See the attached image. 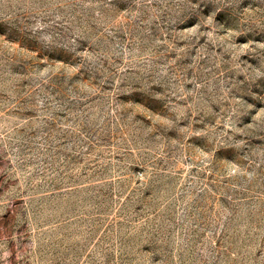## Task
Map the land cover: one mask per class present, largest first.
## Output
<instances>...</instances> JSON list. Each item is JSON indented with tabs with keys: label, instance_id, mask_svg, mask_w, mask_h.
<instances>
[{
	"label": "rangeland",
	"instance_id": "374dc122",
	"mask_svg": "<svg viewBox=\"0 0 264 264\" xmlns=\"http://www.w3.org/2000/svg\"><path fill=\"white\" fill-rule=\"evenodd\" d=\"M0 264H264V0H0Z\"/></svg>",
	"mask_w": 264,
	"mask_h": 264
}]
</instances>
